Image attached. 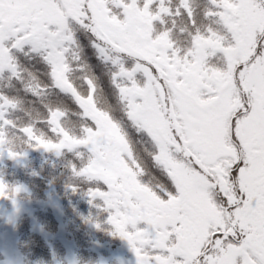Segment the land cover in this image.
Segmentation results:
<instances>
[{"label": "rangeland", "instance_id": "1", "mask_svg": "<svg viewBox=\"0 0 264 264\" xmlns=\"http://www.w3.org/2000/svg\"><path fill=\"white\" fill-rule=\"evenodd\" d=\"M171 3L173 0H151L150 4L148 0H88L82 8L92 12V19L97 26L105 32H110V40L115 44L117 54L107 53L109 67L105 72L114 84L116 95L120 97V91L125 95L124 98L120 97V101L122 112L133 120L131 123L133 128H128L129 132L139 133L140 137H147L152 143L153 149L150 150L142 144L146 153H149L156 164L147 173L158 171L157 169L162 171H168L169 168L183 169L180 178L187 184L193 172L188 168L189 165L181 162L176 154L178 150L171 147L172 142L168 139L170 130L177 132L182 144L185 142L193 145L191 151L193 157L199 161V165L201 162L212 163L211 159H201L194 149L196 140L200 139L203 133L190 115L187 100L196 93H199L198 99L213 97L218 83L223 84L230 77L232 79L231 71H228V63L230 62L234 68V65L243 63L247 55L248 40H245L246 38L243 40L241 49L238 50L241 32L244 23L247 22L245 17L247 19L248 16L250 19L252 17L254 25H258L261 15L259 4L256 2L250 7V0H187L188 8L191 10L190 15L182 0H178V6H175L177 10L172 9L175 15L173 18L170 16ZM199 7L203 8L202 14L192 32L188 29L186 20L181 29L176 26V18H180L184 12H186L185 18L194 22L195 9ZM161 8H167L168 12L160 11ZM157 14L158 19L151 18ZM133 15L135 18L131 19ZM168 17L171 18L170 21L167 20ZM66 19L67 17L64 23H67ZM105 20L108 22L106 25ZM142 20H147L149 23L153 43L159 42L164 47L167 65L177 74L174 83L189 95H181L167 85L171 102L164 110L162 102L154 101L156 91L151 89L150 100L152 101H148V105H153L151 113L157 112L159 117L157 122L147 118V113H141V100L137 102L138 108L135 107L134 110H131L127 104L130 101L134 102L135 97L132 95L135 90L145 89V71L133 68L131 60L118 56V54L121 55L119 51L127 52V48L118 42L117 30L125 28L124 34L127 35L128 26L133 38L138 30L137 23ZM78 24L83 25L74 23V25ZM109 24H113L114 27ZM19 26L21 24L15 25L12 30L14 34L3 41L7 52L4 59L0 61L6 65L3 70H0V89L7 86L10 89L15 86L12 84L13 80L19 79L18 83L31 95L43 97L44 93H47L48 90L40 83L38 77L34 76L35 74L25 71L22 75L23 69L20 67V61H17V55L30 51L29 56L41 57L49 68V71L43 70L44 81L54 80L64 95H68V89L75 90L76 94L68 96V99L75 103L79 102L84 110V103H86L87 110L92 114L96 111L101 113L102 109L94 98L82 96L78 92L80 84L77 81L85 83L91 80L85 69L78 67L72 80L70 77L66 81L67 77L63 76L62 66L65 55L71 53L70 47L77 43L74 39V42L63 39L70 32L66 31V28L53 29L44 36L39 27L32 28L30 33L27 30H21ZM7 30L6 25L5 31ZM119 34L123 35L120 31ZM38 40L42 41L43 45L34 47L33 42ZM76 51L78 52V47ZM157 59H160L159 55ZM125 61L130 64H125ZM245 65L247 76L246 79L243 77L240 80L248 84V63ZM54 67L58 74H54ZM65 84L68 85V89ZM87 85L90 91L95 93L96 87L93 83L88 81ZM224 94L227 101L231 97V101H236V105L241 107L238 103L240 93L237 86L228 89ZM63 106L55 105V119L52 115L54 123L58 122L59 126L61 123L62 126L53 127L50 134L46 136L35 125H29L27 119L23 120V109L17 100L4 94L0 96V181L8 186L6 194L0 196V264H137V257L128 240L115 233L114 225L108 222V218L111 215L121 221L124 231L130 236L142 234L147 229L146 225L138 221L136 227H133L130 219L124 223L123 209L127 210L129 205L120 200L118 193L111 194V190L106 192L111 203L105 210L103 198L89 196L90 188L95 186V189H98V184L93 183L100 180L87 178L89 175L97 177L103 175L107 163L111 160L106 135L108 131L114 130L123 139L124 144L132 138L128 136L125 129L116 131L119 125L113 123L108 116L104 119L105 129L102 130L101 125L97 124L99 131L92 137L72 134V131L68 133L65 129L67 122L70 121L69 127H71L74 118L83 121L91 116L87 113L76 114L73 111L66 113L62 109ZM222 110L227 109L223 107ZM137 113L141 114L137 115ZM240 117L238 131L246 139L248 138V115ZM166 122L169 127L165 130L167 140L164 141L158 129ZM151 126H155L156 131L154 129L150 132ZM80 127L86 129L89 126L81 124ZM222 127V134L227 135L226 125ZM151 137L155 140H151ZM41 140L51 145H59V148L45 149L40 145ZM125 145L127 151L124 152L127 155L122 154L124 162L127 163L131 157L138 158L133 148L128 144ZM93 148L95 152L91 150ZM9 153L15 156L11 157ZM222 159L219 158L213 162V169H226ZM130 162L126 165L130 169L135 168V166H129ZM214 177L218 175L214 174ZM136 178L142 187L150 188V191L157 188L147 186L141 175ZM113 182L116 183L114 179ZM82 183L88 185L84 187ZM196 185L197 191L208 190L205 187V179L202 177L197 180ZM169 231L170 228L165 226V232ZM212 231L213 228L209 227L207 233L210 234ZM147 232L149 237H152L151 227H148ZM152 243L154 241L149 239L142 249L150 257L155 255L167 257L168 250L174 244L167 242L166 248L162 249L153 248ZM175 261L180 264L179 258L173 259V262Z\"/></svg>", "mask_w": 264, "mask_h": 264}, {"label": "flooded vegetation", "instance_id": "2", "mask_svg": "<svg viewBox=\"0 0 264 264\" xmlns=\"http://www.w3.org/2000/svg\"><path fill=\"white\" fill-rule=\"evenodd\" d=\"M250 2V7L256 2L259 4V14L261 17L258 25H254L255 22L252 17L251 19L249 18L250 16H248V19L245 17L247 22L244 23L238 46V50H240L243 45V40L245 38V40H248L247 55L243 61L244 64L248 63V84H246V81L244 83L241 82L240 77L237 78L236 76L237 66L243 65V63L234 65V68H232L229 62L228 71H231L232 79L230 77L225 83H218L213 97L199 99V102L207 107L212 114L215 135L213 140L209 142L203 134L200 139L196 140L194 149L201 159H211L212 163L205 164L201 162L199 165V161L193 157V152L191 151V149L193 150V145L185 142L182 144L178 134H176L177 132H171V130L168 138L172 142L170 143L171 147L178 150L176 154L179 156L181 162L187 166L189 165L188 168L192 169L193 172L187 184L180 178L183 169L169 168L168 172L155 168L158 170L155 172L163 180L162 183L157 184L145 178L151 172L147 173L148 169L141 168L143 164L140 162L141 159L133 157L128 159V162L131 161L129 166H135V168L131 169L136 172V176L141 175L143 182L147 186L157 187L154 191H151L165 204L171 203L174 215L178 220L183 221V224L179 225L181 229L179 233L175 226L166 225V228L169 227L170 231L165 237V243H174L169 249L171 251L168 250V256H171L172 264H178V261L173 262V259L176 257L180 259V264H225V262H229V264H246V261L247 264H256L257 256L264 253V0H250ZM43 3L46 9H42V13L46 10L48 15H62L64 20L67 17L66 21H68L64 23L65 28L66 31L70 32L73 39H76L77 36L75 35H78L76 33L82 34L86 29H89L87 28V22L90 24L92 21L95 22L92 19V12H88L86 8H84L87 13L86 18H82L80 22H77L69 14L63 0H43ZM134 18L135 16L133 15L131 19ZM31 20L35 21L36 16L33 15ZM76 22L82 23L83 25H74ZM104 23L106 25L108 23L107 20ZM14 24H21L19 28L21 30H27L30 33H32L31 29L34 27L42 28L44 36H46L47 32H52L53 29L60 30L59 25L55 23L43 22L42 24H36L30 22L26 16L18 17L14 21ZM148 24L147 20L139 21L137 23L138 30L133 39L141 37L146 29L148 30L150 39H152V30ZM109 25L114 27L113 24ZM130 25H133V21ZM124 29L121 28L119 31L123 36L131 38L130 27L127 26V35L124 34ZM99 31L102 43L116 50L115 44L110 40V32H105L101 28H99ZM47 36L49 37L50 35ZM87 42L89 47L93 44V42L86 39L85 45H87ZM137 43L139 44L140 41L137 40ZM154 44L157 45L158 49L163 50L165 54L164 62L167 65L164 47L159 42ZM73 45V47H70L71 53L65 55V62L62 66L64 71L63 76L67 77L66 81L71 76L73 78L75 77L74 74L77 72L78 67L79 69H84L82 64L84 61V56L82 55L84 48L81 50L82 46L79 44L74 43ZM77 47L78 52L76 51ZM119 52L121 53V55L118 54L119 57L133 62V68L143 69L145 71V89L141 91L135 90L132 95L135 97L134 102L130 101L127 104L131 110H134L137 107V102L141 100V113H147V118H151V120L157 122L159 118L157 112H154L155 115L151 113L153 111V105H148V101H152L150 100L151 89L156 91L154 101L162 102V107L166 110V105H170L169 103L171 102L170 93L167 89V85H169L168 80L164 81L165 87L162 90L157 79L159 75L157 68L152 66L150 62H146L144 57L137 52L128 49L127 52L123 50ZM99 60L103 61L102 58H99ZM228 60L231 61V58L228 57ZM105 61H107V65L109 66L108 60ZM126 63L130 64V62L125 61ZM167 67L170 69L168 65ZM246 76L247 68L244 74L245 79ZM139 80L142 82L140 78ZM238 84L243 87V92L238 88ZM65 86L68 89V85L65 84ZM170 86L175 92L189 96L174 81ZM234 86H237L240 93L238 103L241 104L243 102L245 105L244 109H241L240 105H236V101L232 102L231 97L227 101L226 94L224 93ZM68 92L67 96L76 94L75 90L72 89H68ZM120 93V97L124 98V93L122 91ZM158 95L160 97L159 100ZM120 97L119 103L121 105ZM78 100L81 101L79 98ZM84 106L85 110H87L88 105L84 103ZM223 107L227 110L223 111ZM141 113H137V115ZM238 113L239 116L237 117ZM118 114H120L119 120L113 123H117L122 131L125 127L133 128L131 124L133 120L129 116L124 114L122 110ZM242 115H248V138L246 139L238 131V122H241L240 116ZM233 117L236 120L234 129L231 128ZM222 125H226L227 135L222 134ZM168 127L169 125L166 122L165 125L160 126L158 129V133L164 141L167 140L165 130ZM154 129L155 126H151L149 130L153 132ZM233 132L238 139H232L230 133ZM148 140L150 139L147 137H135L132 140H128L125 144H128L131 148L133 144H146L148 150L153 149L152 143ZM151 140H155V138L152 139L151 137ZM125 155L127 154L125 153ZM149 157V153L143 156L144 159ZM219 158H223L222 160L226 164V169H213V162ZM237 159L245 162L244 170L238 176H232L229 179V170L233 167ZM128 162L125 164H128ZM214 174L218 175V177H214ZM201 177L205 179V187L209 191L198 190V192L203 193L204 204L211 210L197 212L187 200L176 196V190L169 188V185L174 184L177 180H182L185 185L194 187L197 190V180ZM113 179L116 181L115 184H117L116 186L118 188H123L124 182L122 179L117 177ZM162 189H168L173 192V196L165 197ZM121 201L124 202L123 200ZM127 204L129 205H127V210L123 209L124 223L130 219L133 210L139 209L142 206L141 202L134 196L128 199ZM139 223L146 225L147 229L151 227L150 235H155V229L151 225L146 224L144 221H140ZM209 227L213 228L210 234L207 233ZM162 231L165 232V227ZM181 242H183V245H181Z\"/></svg>", "mask_w": 264, "mask_h": 264}, {"label": "snow or ice", "instance_id": "3", "mask_svg": "<svg viewBox=\"0 0 264 264\" xmlns=\"http://www.w3.org/2000/svg\"><path fill=\"white\" fill-rule=\"evenodd\" d=\"M63 3L74 19L80 20L86 18L87 13L85 9L82 8V5H86L88 0H63ZM150 3L151 0H148V4ZM182 3L184 4V7L188 9L190 15L191 10L188 8L187 0H182ZM42 9H46L43 0H0V61L4 59L5 53L7 52V49L3 46V41L10 35L14 34L12 31L15 27L14 21L18 17L26 16L29 18L30 22L36 24H42L43 22L55 23L59 25L61 30L65 28L62 15H48L46 10L42 13ZM89 10L91 9L89 8ZM160 11L167 13L168 9L161 8ZM33 15L36 16L35 21L31 20ZM151 18L158 19L159 15L157 14ZM6 25L8 29L7 31H5ZM41 31H43L42 28ZM63 39L74 42L71 34L64 36ZM117 39L125 48L142 55L146 62H150L152 66L159 70L157 79L162 90L165 87V80H168L169 85L173 84L174 78L177 74L167 67L164 62L165 54L163 50L158 49L157 45L153 43L148 35L147 29L141 37L136 39L120 35L119 30H117ZM137 40L140 41L139 44L137 43ZM42 45V41L38 40L33 42L34 47H40ZM157 55H159L160 59H157ZM5 66L4 63L0 62V70H3ZM54 74H58L55 67ZM198 95L199 93H196L191 99L187 100L188 110L196 122V126L202 130L207 140L211 142L215 135V125L213 123L212 114L207 107L199 102ZM55 116L56 113H53L54 119ZM94 119H96L97 123L101 125L102 130H104L106 126L103 117L97 115ZM235 123L236 120L235 117H233L231 128H235ZM230 134L232 139H238L234 132ZM106 135L108 136L107 144L111 152V160L107 163L103 175L98 177L89 175L87 177L90 180L94 178L99 179L101 181L99 187L104 190L101 191L99 189L90 188L89 196L92 198H103L105 200V210H107L111 203L108 196H106V192L109 190H111V194L118 193L119 198L123 200L125 204H127L128 199L132 196L139 200L142 206L139 209L132 211L130 223L133 227H136L138 221H144L155 229L154 236L149 237L147 229H145L142 234L138 233L135 236H130L124 231L123 223L118 219L113 218L111 215L108 218V222L114 225V231L116 234H119L121 237L128 240L129 245L137 257V264H172L171 256L165 257L162 255H155L150 257L147 253L143 252L142 249L149 239L154 241V243H152L153 248H166L165 237L167 233L162 231V229L166 225H172L176 227V230L179 233L181 231L179 225L183 224V221L178 220L174 215L171 203L165 204L152 191L139 184L136 178V172L130 169L123 160L122 153L127 151V146L124 144L123 139L114 130L108 131ZM40 145L45 149L59 148V145H51L43 140L40 141ZM91 150L95 152V148ZM9 155L11 157L15 156L13 153H9ZM244 165V161L237 159L233 167L229 170V179H231L232 176H238L239 173L243 172ZM76 174L80 175L82 173ZM113 177L123 180V188H118L116 186L113 182ZM169 188H174L176 190L175 195L187 200L195 211L201 212L211 210L204 204L203 193L198 192L194 187L185 185L182 180H177L174 184H170ZM7 191L8 186L3 181H0V196H4ZM162 192L165 197L173 196V192L168 189H162ZM225 264H229V262H225ZM256 264H264V253L257 256Z\"/></svg>", "mask_w": 264, "mask_h": 264}, {"label": "trees", "instance_id": "4", "mask_svg": "<svg viewBox=\"0 0 264 264\" xmlns=\"http://www.w3.org/2000/svg\"><path fill=\"white\" fill-rule=\"evenodd\" d=\"M203 4V2H201ZM204 5V4H203ZM175 6H178V0H173V3H171V13L172 9L174 11L177 10ZM202 9L199 7L198 9H195V13L193 18L195 21L185 18L186 12L182 13L180 18H176V26H179L180 29L184 25V22L186 20V23L188 25V29L192 32L194 30V27L197 25L198 19H200L202 14ZM170 16L173 18L175 15L172 13ZM168 21L171 20L170 17L167 19ZM85 22V21H82ZM93 22V21H92ZM91 24L87 22V28L85 32L82 34L76 33L78 35L76 39H74L81 47V50L83 49L82 55L84 56L83 61V67L87 72V75H89L91 80H88L93 83V86L95 88L94 91H90L87 82L82 83L80 80L77 81L80 84V87L78 89V92L83 95H86V97H92L97 101V104L101 107V113L99 111H96L94 114H92L89 110H84L81 107V104L79 102H72L70 99H68L67 95H64L61 92L60 87L58 84L52 80V82L47 79L46 81L43 80L42 77H44V72L49 71V68L46 66L47 64L45 61L36 55H28L29 52H26V54H18L17 55V61H20L21 65L20 67L23 69L22 75L25 74V71L30 72L32 74H35L34 76L38 77V80L41 84L44 85L45 89L48 90L47 93H44L45 95L43 97H38L31 95L29 92H27L23 87L18 83L19 79L13 80L12 84L15 86L10 87V89L7 87H3L0 89V96H3V94L9 98H14L19 102V106L23 109V120L25 121L27 119V123L29 125H35L38 130H40L44 135L48 136L54 127H58V122L53 121L52 115L54 113V107L55 105H64L62 108L66 113L74 112L76 114H83L86 113L91 116L87 117V119H84L83 121H79L77 118H74L72 121V126H70V121L65 124V129L69 133L72 131V134L77 135H88L92 137L94 134H96L99 130L96 126L98 123L96 119H94L95 116L99 115L103 117L104 119L108 118L112 120V122H116V120H119L120 114H118L121 111V105L119 104V95H116V90L114 88V84L111 79H108V74L105 72V70L109 67L107 65L108 60V54L107 53H114L115 50L112 49L109 45L103 44L101 37H100V31L97 26V23L93 22ZM77 23V22H76ZM171 28V27H170ZM176 29L174 28V31ZM88 41L93 42L92 45H90L87 42V45H85L86 39ZM99 58H102L103 61L99 60ZM102 72V73H101ZM246 72V65L243 63V65H238L236 69V76L237 78H243L244 74ZM29 73V74H30ZM21 75V76H22ZM73 76H71L72 80ZM74 79V78H73ZM75 84V81H74ZM238 88L241 92H243V87L238 84ZM241 109L245 108V105L243 102H241ZM104 110V111H103ZM103 111V112H102ZM108 112V113H107ZM118 114V115H117ZM21 116V115H20ZM108 116V117H107ZM239 116V113L237 114V117ZM105 122V121H104ZM81 124H88V128L83 129L80 127ZM100 125V124H99ZM60 126L61 123H60ZM59 126V127H60ZM75 127V128H74ZM64 128V127H63ZM63 128H60L61 130ZM74 128V129H72ZM128 136H131L130 138L140 137L139 133L136 132H129L128 128H124ZM116 131H122V129H117ZM146 145V144H145ZM147 147V145H146ZM133 150L135 151L136 155L138 156L142 164L141 168L148 169V171L152 170L155 167V162L152 161V157L149 158H143V156L146 154V151L144 149V146L142 144H133L132 145ZM148 149V148H147ZM62 178V176H60ZM147 180H152L154 183H162L163 180L160 176L157 175L155 171H152L148 176L145 177ZM101 181L93 184H98L97 188L101 191L104 189H101L100 186ZM84 187L87 186V183H82ZM92 188L95 189V186Z\"/></svg>", "mask_w": 264, "mask_h": 264}]
</instances>
